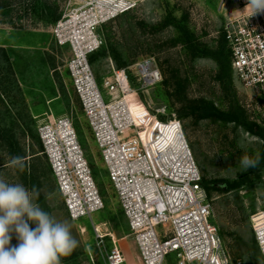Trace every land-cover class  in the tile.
<instances>
[{"label":"rangeland","instance_id":"374dc122","mask_svg":"<svg viewBox=\"0 0 264 264\" xmlns=\"http://www.w3.org/2000/svg\"><path fill=\"white\" fill-rule=\"evenodd\" d=\"M39 1L41 4L47 2L56 6L55 16L47 15V22L32 16V0H0V46L8 50L20 85L19 90L12 88L9 94L0 96V135L2 131L8 135L13 132L22 150L29 153L31 147L39 149L38 127L48 116L71 117L78 141L91 169L94 170L93 177L104 206L94 212L91 218L81 216L72 219L58 190L57 179L49 160L42 152L43 147L38 153L39 159L34 160L39 168L36 172L38 177L25 185L21 177L22 170L18 171L12 162H8L4 151L6 143L0 141V179L6 183L24 185L30 193H34L32 198L35 204L54 219L69 225L71 235L78 240V245L73 256L60 264L103 263L104 248L100 250L96 245L92 220L102 224L103 231L114 235L125 254L124 264H143L128 219L120 206L103 161L101 149L73 85L68 68V62L73 56L72 50L69 45H59L53 34L55 23L73 8L81 7L82 2ZM133 1L135 6L124 12L126 15H116L97 27V32L100 29L102 34L99 33L103 37V45L104 42L110 43L127 60V65L123 67L127 68L152 57L160 70L161 81L148 91H142L136 78H132L131 84L135 91L128 100L133 116H141L145 111L151 115L157 114L163 119L175 116L176 108L180 104L170 95V91L178 88L180 93H186L188 97H204L220 107H226L228 101L235 98L251 120L264 123V93L256 94L254 90L243 87L232 69L233 89L229 88L224 95L215 78L216 62L210 57L191 58L181 43L170 46L178 31L173 24L161 26L167 16L175 22L186 13L187 24L197 38L209 46H214L223 33V22L227 15L230 12L238 13L237 9L243 7L244 3L238 0ZM246 9H250L248 5ZM261 11L264 14V10ZM111 64L119 69L123 68L118 67L108 55L100 56L93 64L90 63L106 101L109 97L103 82L113 73ZM165 79H168L167 83L164 82ZM55 95L58 98L47 102V99ZM178 119L182 121L193 157L206 179L234 180L240 174L246 173L249 169L240 171L235 166L232 171L227 169L229 165L235 164V159L241 154L250 157L256 155L262 145L259 136L230 122L203 119L195 123L189 118ZM21 122L24 126L19 124ZM28 127L32 131H29L30 135L27 130L23 132ZM26 158L29 160L30 156ZM48 165L51 169L48 175L41 174L40 168ZM252 178L253 183L250 186L243 185L228 190L225 183L221 182L218 185L223 186V189H213L207 194L212 204L210 221L217 226L233 262L240 259L242 264H264V256L257 246L251 223V215L264 208V169L260 172L259 179ZM36 191L39 197L36 196ZM15 243V239L10 241V244ZM105 243L106 247H111L109 236H106ZM177 260L176 251L165 255V264H177Z\"/></svg>","mask_w":264,"mask_h":264},{"label":"built area","instance_id":"2783aa9c","mask_svg":"<svg viewBox=\"0 0 264 264\" xmlns=\"http://www.w3.org/2000/svg\"><path fill=\"white\" fill-rule=\"evenodd\" d=\"M245 5L230 12L223 34L231 51L233 72L243 87L264 93V14ZM81 7L63 15L53 34L59 45H69L68 68L85 116L101 149L121 208L143 264H165V255L176 251L177 264H242L232 261L218 228L210 221L212 204L202 184L182 121L159 118L145 111L133 116L127 96L161 81L152 57L117 68L103 82L106 101L91 65L89 53L103 45L97 27L134 8L133 0H81ZM83 9V10H81ZM131 68V71H129ZM129 69V70H128ZM42 152L57 179L66 210L72 219L92 214L104 206L92 169L78 141L69 116L50 115L38 127ZM93 223L96 245L103 251L102 264H124L125 255L111 232ZM260 253L264 256V208L251 215ZM110 237L111 247L105 238Z\"/></svg>","mask_w":264,"mask_h":264},{"label":"trees","instance_id":"16d2710c","mask_svg":"<svg viewBox=\"0 0 264 264\" xmlns=\"http://www.w3.org/2000/svg\"><path fill=\"white\" fill-rule=\"evenodd\" d=\"M52 1L56 2L57 0ZM30 11L33 17L43 22H47L48 16H55L56 6L54 7L53 4L47 2L41 4L39 0H32ZM170 24H173L178 31L177 37L171 42L170 46H175L177 43H181L186 50V53L193 59L200 57L212 58L217 64L215 78L218 80L224 95L226 92H228L229 88L233 89L231 51L227 45L224 34H220L214 46H209L206 43L200 41L195 35L194 31L189 28L187 24L186 13H184L183 17L175 22L170 19L169 16H167L161 23V26L165 27ZM99 33L101 34L100 29ZM104 44L105 45H102L99 49L95 50L89 55L88 58L91 64H93V62L100 56L108 55L112 57L118 67L127 65V60L116 47L112 46L108 42H104ZM164 82L167 83L168 79H165ZM12 88L19 90L20 85L17 77L15 76L13 63L8 50L4 46H0V96L9 94L11 90H13ZM170 95L174 96L180 104V106L176 108L175 117L182 119L189 118L195 123H198V121L203 119L219 120L224 123L230 122L236 127L241 126L244 130L259 136L262 141V145L258 153L252 156L253 159H256L257 157L259 158V162L255 168H250L246 173L240 174L234 180L220 178L206 179L203 177L202 184L206 189L207 194H209L213 189H223V186L218 185V183L220 184L221 182H224L227 186V189L229 190L243 185H252V177L259 179L260 172L264 169V123L261 124L257 121L251 120L248 117L244 107L235 98H231V100H229L226 104V107H220L213 101H210L204 97H188L186 96V93H180L178 88L170 91ZM19 124L24 126L22 122ZM25 130H27L29 135L32 132L30 127H28V129H24V133ZM0 137V141L6 143V148L4 151L9 159L8 162H12L15 168L19 169L18 171L22 170L21 177L23 183L28 185L30 183L29 181H35L36 179L34 177H38V173L36 172L39 171V168L37 167V163H35L34 160L39 159L38 153L42 150L40 141L38 140V150H35L34 147H31V152L26 153L19 146L17 142L18 138L13 132H10L8 135L6 132L2 131ZM28 155L30 156L29 160L26 158ZM1 163L3 164V162ZM48 166L45 168H40L41 174L47 173L48 175L51 170L50 166ZM36 196L39 197V193L37 191ZM73 251L60 257V262L71 258L73 256Z\"/></svg>","mask_w":264,"mask_h":264},{"label":"clouds","instance_id":"9594fccd","mask_svg":"<svg viewBox=\"0 0 264 264\" xmlns=\"http://www.w3.org/2000/svg\"><path fill=\"white\" fill-rule=\"evenodd\" d=\"M247 5L254 13L264 10V0H247ZM258 162L241 154L227 170L246 171ZM33 195L20 183L0 179V264H60V257L78 245L69 225L42 210Z\"/></svg>","mask_w":264,"mask_h":264},{"label":"crops","instance_id":"0c3cea01","mask_svg":"<svg viewBox=\"0 0 264 264\" xmlns=\"http://www.w3.org/2000/svg\"><path fill=\"white\" fill-rule=\"evenodd\" d=\"M41 45V44H40ZM16 71V74H17V70H15ZM56 98H58V96L57 95H55V96H52L51 98H49V99H47V102L49 101H52V100H54V99H56ZM138 246V245H137ZM123 250V249H122ZM125 255V254H124Z\"/></svg>","mask_w":264,"mask_h":264},{"label":"bare ground","instance_id":"6f19581e","mask_svg":"<svg viewBox=\"0 0 264 264\" xmlns=\"http://www.w3.org/2000/svg\"><path fill=\"white\" fill-rule=\"evenodd\" d=\"M130 95H131V94H130ZM130 95H129V96H130ZM129 96H127V105H128V107H129V111H130V113L133 115V113H132V111H131L130 104H129V100H128Z\"/></svg>","mask_w":264,"mask_h":264}]
</instances>
